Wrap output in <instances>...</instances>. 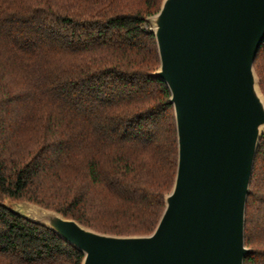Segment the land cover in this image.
<instances>
[{
    "label": "trees",
    "instance_id": "trees-1",
    "mask_svg": "<svg viewBox=\"0 0 264 264\" xmlns=\"http://www.w3.org/2000/svg\"><path fill=\"white\" fill-rule=\"evenodd\" d=\"M163 0H0V264H81L27 201L96 232L152 233L177 170L168 86L148 18ZM151 27V26H150ZM254 68L264 95V42ZM8 202H10L8 204ZM244 264H264V135Z\"/></svg>",
    "mask_w": 264,
    "mask_h": 264
},
{
    "label": "water",
    "instance_id": "water-1",
    "mask_svg": "<svg viewBox=\"0 0 264 264\" xmlns=\"http://www.w3.org/2000/svg\"><path fill=\"white\" fill-rule=\"evenodd\" d=\"M148 21L170 90L178 162L152 233L96 232L22 201L12 211L84 255L81 264H244L246 209L264 95L254 68L264 42V0H163Z\"/></svg>",
    "mask_w": 264,
    "mask_h": 264
},
{
    "label": "rangeland",
    "instance_id": "rangeland-1",
    "mask_svg": "<svg viewBox=\"0 0 264 264\" xmlns=\"http://www.w3.org/2000/svg\"><path fill=\"white\" fill-rule=\"evenodd\" d=\"M151 26V27H150ZM144 29L145 30H150V29H152V25L151 24H148V23H146L145 25H144ZM260 90H261V88H260ZM262 92V91H261ZM20 202H22V201H20ZM20 202H12V203H10V202H8V204L11 206V208L13 207V203H20Z\"/></svg>",
    "mask_w": 264,
    "mask_h": 264
}]
</instances>
